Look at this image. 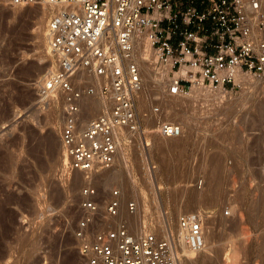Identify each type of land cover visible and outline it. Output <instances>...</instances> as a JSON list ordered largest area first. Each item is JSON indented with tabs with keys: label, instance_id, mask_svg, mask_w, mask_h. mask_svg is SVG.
I'll use <instances>...</instances> for the list:
<instances>
[{
	"label": "rangeland",
	"instance_id": "1",
	"mask_svg": "<svg viewBox=\"0 0 264 264\" xmlns=\"http://www.w3.org/2000/svg\"><path fill=\"white\" fill-rule=\"evenodd\" d=\"M47 7L45 16L41 4L0 1V264H83L73 230L81 215L77 200L84 179L76 173L68 180L64 173L60 130L65 106L37 96L52 61L45 26L55 12ZM140 53L139 48L138 61ZM144 81L142 109L155 104L165 112L184 109L183 119L170 123L180 124L191 141L183 156L179 148L164 152L155 133L148 148L123 150V160L94 176L101 200L114 187L133 199L134 190L142 189L146 201L140 205L135 196L136 211L147 230L169 231L179 240L180 214L212 209L205 246L187 252L182 264H264V84L243 94L231 92L233 102H228L206 88L194 98L190 89L164 97L167 83L157 91V83ZM222 131L227 132L223 137ZM224 210L229 215L223 216Z\"/></svg>",
	"mask_w": 264,
	"mask_h": 264
},
{
	"label": "built area",
	"instance_id": "2",
	"mask_svg": "<svg viewBox=\"0 0 264 264\" xmlns=\"http://www.w3.org/2000/svg\"><path fill=\"white\" fill-rule=\"evenodd\" d=\"M0 1L70 6L45 26L53 66L37 96L65 106L60 130L64 173L68 180L76 173L84 179L77 200L81 215L73 230L83 264H182L187 252L205 246L206 221L214 210L180 214L182 240L169 231L143 232L133 222L136 200L115 187L101 200L94 182V175L123 160V150L148 148L153 133L176 137L182 132L180 124L156 119L159 105L140 107L144 82L134 59L135 33L150 42L162 79L168 69V95L186 93L194 83L236 92L245 78L264 81V6L259 0H189L184 6L178 0ZM92 98L100 100L94 114ZM122 204L127 217H120Z\"/></svg>",
	"mask_w": 264,
	"mask_h": 264
},
{
	"label": "bare ground",
	"instance_id": "3",
	"mask_svg": "<svg viewBox=\"0 0 264 264\" xmlns=\"http://www.w3.org/2000/svg\"><path fill=\"white\" fill-rule=\"evenodd\" d=\"M260 2H261V4H262V6H264L263 4V0H259ZM37 4H41V6H43V8H45L44 10H45V12L43 13V14H45V16L49 13V9H48V7L47 6H49V7H51V8H53V10H54V12L55 13H57V12H59V11H61V10H65V9H68V8H70V6L69 5H53V4H48V3H45V2H41V3H37ZM15 6V5H14ZM48 9V10H47ZM42 17V16H41ZM40 19V18H39ZM40 21V20H39ZM43 21H44V16H43ZM41 22H42V19H41ZM40 22V23H41ZM39 23V24H40ZM42 24H43V22H42ZM41 24V25H42ZM42 28V27H41ZM45 39H46V36H45ZM135 39H136V43L138 44V46H139V48H140V61H138V59L136 58V56H137V53H136V55L134 56V59L135 60H137V62H138V64L140 65V67H141V69H142V78H143V82H144V86H145V81L144 80H146V82H150V80L152 81H154L153 83H157L155 86H153L154 87V89L157 87V91H158V87L160 88V87H162L161 85H162V83H167V81H168V77L166 76V71H168V69L165 71V77H166V81H165V79L163 80V82H162V80H160L159 79V75H158V71H159V69H158V67H156V61H157V57H156V54H155V52L152 50V48H151V45H150V42L148 41V39L145 37V36H143L142 34H139L138 32H136L135 33ZM47 40V39H46ZM46 44H47V42H46ZM47 52H49L48 51V49H47ZM50 54V53H49ZM51 55V54H50ZM52 58V57H51ZM52 61H51V67L50 68H52V66H53V59H51ZM152 60V62H149V61H151ZM155 64V65H154ZM51 69H49V71H50ZM48 71V72H49ZM181 73H183V69H181L180 71H178V72H175V75H179V74H181ZM47 74V73H46ZM46 76V75H45ZM42 83H43V79H42V82H41V85H42ZM262 84H264V81H262V80H258V79H254V78H250V77H248V78H245V80H244V86L242 87V89H241V91H242V94H243V92L245 91L246 92V90L248 91V89H254L255 87H258L259 88V86L260 85H262ZM207 89V90H210L209 88H207V87H205V86H203V85H200V84H192V86L190 87V91H189V93H190V97H191V95H192V97L191 98H194V97H196L198 94H200L204 89ZM155 90V91H156ZM206 91V90H205ZM204 91V92H205ZM213 91V90H212ZM207 92V91H206ZM156 94H157V92H155ZM164 94H165V96L164 97H171L170 95H168L167 93H166V91L165 92H163ZM162 93V94H163ZM208 93V92H207ZM231 91H215V93L214 94H216V95H218L220 98H222V99H225V100H227L228 102H231L233 99V97L231 96ZM149 94V93H148ZM147 94V95H148ZM161 94V93H160ZM213 94V95H214ZM241 94V93H240ZM152 95V94H151ZM144 97V98H143ZM219 97H218V99H219ZM243 97V96H242ZM174 99V98H173ZM237 99V98H236ZM91 100V99H90ZM92 100H95L92 104L95 106V108L94 109H97V107H98V105H99V102H100V100L99 99H93L92 98ZM165 100V99H164ZM170 100V99H169ZM235 100V99H234ZM168 101V98L166 99V102ZM172 101V100H171ZM143 102H145V96H144V90H143V93H142V95H141V100H140V107L142 108V104H143ZM233 102V101H232ZM170 103V102H169ZM164 104H166V103H164ZM172 104V103H171ZM166 107V106H165ZM164 107H163V109L161 110V112L159 113V114H157L156 115V119H160V121H163V122H166V123H170V121H172V120H182L183 119V117H184V112H183V110L182 109H174V110H172V112H165L164 111ZM160 115H161V117H160ZM235 131V130H234ZM227 133V132H226ZM225 132H221L220 134L222 135V137L223 136H225V134H226ZM234 136V135H233ZM239 136V135H238ZM236 137H237V135H236ZM258 137V136H257ZM235 138V137H234ZM233 138V140H235V139H237V138H235L234 139ZM239 139V138H238ZM203 140V139H202ZM261 140V139H260ZM154 141L155 142H158L160 145H161V147L163 148V150H164V152H166V153H168V151L169 150H173L174 148H179V150H180V156H183L184 154H185V151L187 150V148H186V145L188 144V142H190L191 141V139H190V137L189 136H186L185 135V133H184V130H183V128H182V132H181V134L179 135V136H176V137H165V136H162V135H156V138L154 139ZM208 142V141H207ZM260 143V142H259ZM174 150H176V149H174ZM62 158H63V165H64V163H65V158H64V155H63V153H62ZM124 158V157H123ZM120 160V159H119ZM121 163V162H120ZM65 167V166H64ZM221 170H222V166L221 165H219V166H217V169H215L214 171H213V174H214V176H216V177H219V174L221 173ZM103 171V170H102ZM129 171V170H128ZM100 173V172H99ZM99 173H97V174H99ZM106 173V172H105ZM79 174V173H78ZM109 174V173H108ZM80 175H82V174H80ZM95 176V175H94ZM97 176V175H96ZM95 176V177H96ZM99 176V175H98ZM132 176V175H131ZM130 176V177H131ZM95 177H94V179H95ZM126 179V178H125ZM128 179V178H127ZM131 180H130V186H132L133 188H135V186L137 187V183L134 181V179H133V177L132 178H130ZM129 180V179H128ZM128 183V182H127ZM140 185V184H139ZM133 188H131V190L133 189ZM147 188V187H146ZM141 189V188H140ZM135 192V196H136V199L137 200H139V204L141 205V204H143V203H145V199H146V197H145V195H144V191H142V189L141 190H139L138 189V187H137V189L136 190H134ZM132 192H133V190H132ZM143 195V196H142ZM135 196H134V199H135ZM136 200V201H137ZM141 200V201H140ZM177 200H179V199H177ZM181 202V201H180ZM180 202H179V204L178 205H180ZM137 203H138V201H137ZM178 203V201H176V204ZM139 204H137V205H139ZM122 208H124V214H122ZM122 208H121V213H120V217H127L128 216V212H127V210H126V208L124 207V205L122 204ZM138 209V208H137ZM140 210V209H139ZM142 212V211H141ZM142 219V218H141ZM133 222H135L134 224L136 225V226H141V229H142V227L144 226L145 228H146V230H145V228H143L144 229V231L143 232H149V230H147V226H146V224H145V222L144 221H142V220H140V211H138V215H137V211H136V214L133 216ZM139 229V228H138ZM142 231V230H141ZM216 257H219L217 254H216ZM215 256H214V258L213 259H217Z\"/></svg>",
	"mask_w": 264,
	"mask_h": 264
}]
</instances>
